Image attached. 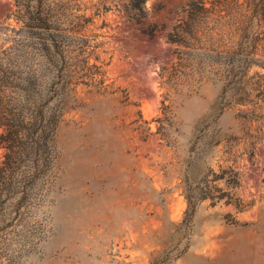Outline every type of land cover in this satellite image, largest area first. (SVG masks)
<instances>
[{
    "label": "rangeland",
    "instance_id": "obj_1",
    "mask_svg": "<svg viewBox=\"0 0 264 264\" xmlns=\"http://www.w3.org/2000/svg\"><path fill=\"white\" fill-rule=\"evenodd\" d=\"M188 1L54 0V160L0 196V264H264V70L166 79ZM20 26L0 0V45Z\"/></svg>",
    "mask_w": 264,
    "mask_h": 264
},
{
    "label": "trees",
    "instance_id": "obj_2",
    "mask_svg": "<svg viewBox=\"0 0 264 264\" xmlns=\"http://www.w3.org/2000/svg\"><path fill=\"white\" fill-rule=\"evenodd\" d=\"M142 2L131 0L130 6ZM12 3L21 26L8 29L0 45V196H18L21 203L54 160L64 103L52 100L48 93L55 90L41 86L36 71L41 60L50 65L52 54L58 55L53 31L63 9L54 0ZM165 38L176 46V61L162 68L166 79L210 77L243 85L250 67L264 70V0H189ZM252 75L259 81L263 76Z\"/></svg>",
    "mask_w": 264,
    "mask_h": 264
}]
</instances>
